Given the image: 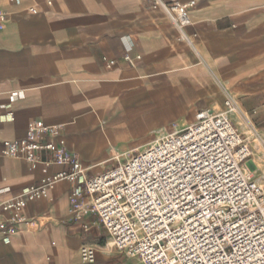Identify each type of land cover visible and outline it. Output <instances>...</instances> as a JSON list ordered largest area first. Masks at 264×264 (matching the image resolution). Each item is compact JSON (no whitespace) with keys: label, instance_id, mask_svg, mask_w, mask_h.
I'll list each match as a JSON object with an SVG mask.
<instances>
[{"label":"crops","instance_id":"crops-1","mask_svg":"<svg viewBox=\"0 0 264 264\" xmlns=\"http://www.w3.org/2000/svg\"><path fill=\"white\" fill-rule=\"evenodd\" d=\"M152 4L0 0V204L40 180L41 163L1 153L30 121L58 126L56 143L89 178L185 129L199 111L223 112L227 96L260 135L246 165L264 183V0H196L184 27L190 43ZM61 170L70 168L50 167ZM78 185L58 181L25 206L26 221L0 231V264H88L83 245L96 251L92 264H141L110 243L90 199L72 195Z\"/></svg>","mask_w":264,"mask_h":264},{"label":"built area","instance_id":"built-area-1","mask_svg":"<svg viewBox=\"0 0 264 264\" xmlns=\"http://www.w3.org/2000/svg\"><path fill=\"white\" fill-rule=\"evenodd\" d=\"M195 4L153 0L152 7L190 43L184 27ZM6 20L0 10V29ZM124 59L132 63L128 55ZM224 104L223 112L199 111L185 129L89 178L77 155L56 143L58 126L30 121L25 137L3 141L1 153L41 163V177L0 204L7 215L0 231L26 221L25 206L58 181H77L72 195L87 196L112 245L141 264H264V183L246 165L260 135L233 97ZM233 114L245 131L231 120ZM43 151L50 154L47 159H41ZM54 163L70 171L50 172ZM80 258L94 263L95 249L83 245Z\"/></svg>","mask_w":264,"mask_h":264},{"label":"rangeland","instance_id":"rangeland-1","mask_svg":"<svg viewBox=\"0 0 264 264\" xmlns=\"http://www.w3.org/2000/svg\"><path fill=\"white\" fill-rule=\"evenodd\" d=\"M231 120H232V119H231ZM124 161H125V159H123V162H124ZM116 165H117V164H116ZM116 165H115V166H116ZM110 243L112 244V240H111V239H110Z\"/></svg>","mask_w":264,"mask_h":264}]
</instances>
